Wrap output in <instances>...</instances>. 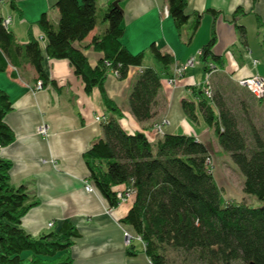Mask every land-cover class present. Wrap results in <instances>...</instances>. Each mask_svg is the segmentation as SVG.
I'll use <instances>...</instances> for the list:
<instances>
[{
	"label": "trees",
	"instance_id": "obj_1",
	"mask_svg": "<svg viewBox=\"0 0 264 264\" xmlns=\"http://www.w3.org/2000/svg\"><path fill=\"white\" fill-rule=\"evenodd\" d=\"M165 1L181 36L189 18L186 0ZM56 8V25L45 13L38 20L46 39L47 58L68 60L82 79L85 92L99 88L105 109L113 115H119L120 110L103 93L107 74L117 71V77L124 79L130 67H141L132 84L128 107L140 122L153 118L159 105L161 75L153 67L143 66L142 51L132 53L121 42L124 33L121 8L112 3L99 9L97 0H58ZM100 22L106 23V27L93 35L88 46L102 56L92 66L76 43L84 40ZM200 22L201 14L195 13L186 29L188 40ZM237 31L245 41L244 26L237 25ZM215 41L212 26L210 37L199 52L203 73L208 71L209 63L217 68L224 63L221 56L212 52ZM149 52L164 69L174 63L173 56L154 43ZM43 61L39 41L30 37L28 42L18 43L0 16V72L6 71L8 65L20 69L29 64L44 85L47 78ZM216 75L215 81L212 82L213 76L210 78L211 98L196 87L197 103L183 100L182 109L194 122L199 111L212 128L220 149L243 175V191L258 199L261 206L250 207L244 201L223 199L211 172L209 151L193 136L165 133L152 144L143 131L123 130L112 115L101 122L102 136L84 153L89 182L109 207L119 204L117 186L135 190L134 202L122 223L141 240L127 245V253L133 255L134 244H139L150 264H175L176 257L181 264H264V128L254 123L247 105L248 100L260 102L261 98L247 90L240 91L243 95L240 97L229 95V88L235 84ZM233 99L238 110L231 106L235 104ZM10 111V98L0 89V150L14 140V132L5 121ZM240 120L246 124L247 133L241 129ZM11 168L12 163L0 155V264H72L70 248L80 237L79 230L64 221L38 237L28 234L21 227V220L37 202L31 201L26 184H11Z\"/></svg>",
	"mask_w": 264,
	"mask_h": 264
},
{
	"label": "crops",
	"instance_id": "obj_2",
	"mask_svg": "<svg viewBox=\"0 0 264 264\" xmlns=\"http://www.w3.org/2000/svg\"><path fill=\"white\" fill-rule=\"evenodd\" d=\"M57 1L0 0V16L11 18L6 29L15 40L20 44L28 42L30 37L39 41L47 78L42 88L36 89V83L41 80L29 64L20 69L8 65L6 71L0 72V89L8 94L12 104L5 121L14 132V140L1 148L0 155L12 163L11 184H26L31 201L37 202L22 218L21 227L38 237L64 221L71 222L80 232L70 248L72 264H150L139 244H134L136 252L129 255L123 238L124 230L132 232L122 220L134 196L111 208L97 190L84 189V182L89 181L84 153L102 136L101 123L95 117L109 118L113 114L105 109L99 88L85 92L82 79L68 60H52L45 55L46 39L38 20L45 13L56 25ZM114 1H118L123 15L121 42L132 53H144L143 66H151L161 75V86L156 115L140 122L130 113L128 99L141 67H130L124 79L109 72L103 93L120 110L119 115L113 116L123 130L143 131L152 144L161 135L171 133L193 136L205 145L202 138L212 128L198 110L194 122L182 109L183 100L197 103L194 89L203 77L200 60L187 68L174 84L167 80L177 67L199 54L212 26L216 33L212 52L224 61L212 76L227 77L233 84L254 74L264 76L259 71L264 63V0H186L185 12L189 18L181 36L165 0H97V6L102 9ZM195 13L201 14V22L188 40L186 29ZM237 25L244 26L245 41L240 39ZM105 27L106 23L100 22L84 40L76 43L92 66L102 54L88 45L93 35ZM152 43L173 56L174 63L167 69L152 58L149 52ZM162 119L167 124L159 134L154 125ZM41 125L48 128L46 136L38 133ZM216 143L217 139L213 146ZM125 187L119 185L115 189L122 191ZM49 223L53 226L49 227Z\"/></svg>",
	"mask_w": 264,
	"mask_h": 264
},
{
	"label": "rangeland",
	"instance_id": "obj_3",
	"mask_svg": "<svg viewBox=\"0 0 264 264\" xmlns=\"http://www.w3.org/2000/svg\"><path fill=\"white\" fill-rule=\"evenodd\" d=\"M195 61L198 62L197 58ZM259 71L262 75H264V63H262ZM204 74L205 72L203 75ZM217 77V75L213 76L212 82L213 80L215 81ZM202 78L199 80V82L202 81ZM235 86H231L229 88V95L234 94L235 97L243 96L240 91H246V89L239 87L237 84H235ZM233 100H235V104L233 102L231 106H235V110H238V103L236 102V99ZM250 103L251 102L248 100L247 105L249 107L250 117L258 127L264 128V100L261 98V101L258 102L257 100L253 99V103ZM240 127L243 132L247 133V126L243 120H240ZM202 139L207 150L209 151V155L211 156L209 160L211 172L214 180L221 189L223 199L228 202L244 201L250 207L261 206L262 203L258 199L243 191V175L237 166L232 162L229 155L224 153L217 143L213 146V142L216 140L213 130L211 129L208 134L203 136ZM174 259L175 264H181V261L178 257Z\"/></svg>",
	"mask_w": 264,
	"mask_h": 264
},
{
	"label": "built area",
	"instance_id": "obj_4",
	"mask_svg": "<svg viewBox=\"0 0 264 264\" xmlns=\"http://www.w3.org/2000/svg\"><path fill=\"white\" fill-rule=\"evenodd\" d=\"M10 21H11L10 17L4 18L3 19V25L5 27H7L9 25ZM196 58H197V60L199 59V54L196 56ZM196 58L195 57L189 58L182 66L177 67L175 69L173 76L168 78V80H167L168 83L174 84L175 81L177 80V78L180 77L182 75V73H184V71L187 68L194 66V64L196 63V61H195ZM217 70L218 69L215 67V65L213 63H209L208 64V71H206L205 74L203 75L202 81L197 84V87H199L202 90V92L204 93V95L209 99L212 96L210 78H211L212 74L214 72H216ZM111 72L114 75L118 76L117 71H111ZM236 84L239 87H242V88L246 89L247 91H249L256 98H264V76H261L259 74H254V75H251L248 77H243V78L238 79L236 81ZM41 88H42V82L38 81L36 83V89H41ZM105 119H106V117L102 116V115H97L95 117V120L100 122V123L102 121H104ZM166 124H167V121L162 119L159 123L154 125V129L159 134H162L163 133V127ZM38 133L40 135L46 136L48 133L47 126L46 125L39 126ZM84 189L87 192H93L95 190L94 186L89 181L84 182ZM134 195H135V190L132 187H125V189H123L122 191L117 192V198H118L119 203L128 201ZM48 226L52 227L53 224L49 223ZM123 238H124V242L126 245H129L134 240H138V241L141 240L138 236L133 234V232H130L128 230L123 231Z\"/></svg>",
	"mask_w": 264,
	"mask_h": 264
},
{
	"label": "water",
	"instance_id": "obj_5",
	"mask_svg": "<svg viewBox=\"0 0 264 264\" xmlns=\"http://www.w3.org/2000/svg\"><path fill=\"white\" fill-rule=\"evenodd\" d=\"M113 5H114L116 8H120L118 1H114V2H113ZM251 264H254V263H251Z\"/></svg>",
	"mask_w": 264,
	"mask_h": 264
},
{
	"label": "bare ground",
	"instance_id": "obj_6",
	"mask_svg": "<svg viewBox=\"0 0 264 264\" xmlns=\"http://www.w3.org/2000/svg\"><path fill=\"white\" fill-rule=\"evenodd\" d=\"M215 65V64H214ZM215 67H216V65H215ZM217 68V67H216ZM218 69V68H217Z\"/></svg>",
	"mask_w": 264,
	"mask_h": 264
}]
</instances>
